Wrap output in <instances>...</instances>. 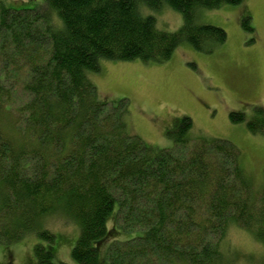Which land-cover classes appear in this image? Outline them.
I'll return each mask as SVG.
<instances>
[{"label": "trees", "instance_id": "trees-1", "mask_svg": "<svg viewBox=\"0 0 264 264\" xmlns=\"http://www.w3.org/2000/svg\"><path fill=\"white\" fill-rule=\"evenodd\" d=\"M243 1L45 0L59 30L49 14L0 1V246L35 233V264H65L54 259L55 236L41 227L54 215L78 226L76 264H237L222 249L229 227L264 246V184L255 188L233 144L191 140L185 117L167 135L172 148L153 150L129 133L127 100L102 101L88 79L105 61L165 63L183 44L214 53L227 35L199 24L198 14ZM139 3L168 6L181 28L158 31ZM242 28L253 33L250 18ZM229 117L245 122L240 113ZM246 128L264 135L261 108ZM115 208L116 227L134 237L112 242L103 261L97 245Z\"/></svg>", "mask_w": 264, "mask_h": 264}, {"label": "rangeland", "instance_id": "rangeland-1", "mask_svg": "<svg viewBox=\"0 0 264 264\" xmlns=\"http://www.w3.org/2000/svg\"><path fill=\"white\" fill-rule=\"evenodd\" d=\"M0 1L13 10L49 14V25L62 29L60 19L48 10L45 0ZM138 11L143 17H152L161 32H176L183 24L181 15L168 6L151 10L139 3ZM245 17L250 18L253 33L243 30ZM197 22L221 28L227 35L226 43L210 55L183 44L169 61L161 64L105 61L100 73H89L88 79L102 101L117 105L127 100L129 133L146 146L157 151L172 148L173 140L167 135L187 117L192 123L187 133L191 140L233 144L240 152L243 170L255 188L260 187L264 184V135L249 133L246 121L252 118L254 108L264 111V0H244L238 6L203 10ZM231 113L243 114L245 122H232ZM116 213L117 208L107 221V239L97 245L103 261L112 242L134 237L119 231ZM41 227L56 238L52 249L55 261L76 264L71 259V249L79 235L78 226L54 215L46 218ZM37 242L35 233H30L20 242L0 246V264H35L33 246ZM222 249L227 256L235 255L237 264H248L245 259L249 255L256 261L264 255V246L236 227L228 228Z\"/></svg>", "mask_w": 264, "mask_h": 264}]
</instances>
